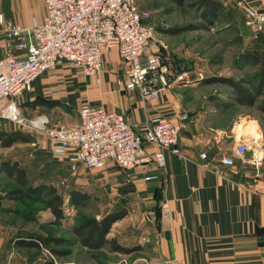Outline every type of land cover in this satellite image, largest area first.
I'll return each mask as SVG.
<instances>
[{"label": "crops", "instance_id": "crops-1", "mask_svg": "<svg viewBox=\"0 0 264 264\" xmlns=\"http://www.w3.org/2000/svg\"><path fill=\"white\" fill-rule=\"evenodd\" d=\"M217 1L245 25L237 0ZM244 1L254 7L264 5V0ZM45 14L44 0H0V16L15 24L28 27L33 18L42 21ZM160 36L156 32V38ZM0 40L5 44L1 23ZM103 63L97 85L88 77V94H93L98 106L124 115L140 133L158 118L176 122L181 114L189 117L179 135V153L166 152L164 167L154 161L116 172L117 190L127 193L124 196L133 203L124 207L127 215L113 224L107 238H115L124 247L140 246L146 256L136 264H264V144L258 137L259 126L253 121H234L221 127L204 119L187 96L190 81L172 84L151 102L119 84L125 64L116 49L104 54ZM37 80L33 83L36 93L47 83ZM26 94L19 105L21 115L28 119L40 115L48 119L49 126L79 124V112L72 121L54 103L37 99L30 91ZM27 137L30 142L23 145L40 142L32 140V135ZM242 142L250 148L240 156L235 148ZM145 148L149 154L155 152L151 145ZM225 157H232L234 164H223ZM111 166L118 167L113 163L106 167ZM39 184L44 186L46 181L37 180L35 185ZM118 208L123 207L113 211Z\"/></svg>", "mask_w": 264, "mask_h": 264}, {"label": "rangeland", "instance_id": "rangeland-1", "mask_svg": "<svg viewBox=\"0 0 264 264\" xmlns=\"http://www.w3.org/2000/svg\"><path fill=\"white\" fill-rule=\"evenodd\" d=\"M136 6L140 12L149 13L146 23L161 35L157 38L166 46H162L161 52L164 60L174 64L179 71L188 72L189 80L183 82L190 81L185 88L187 96L192 97L191 104L202 112L204 119L218 122L221 127H227L234 121H253L259 126L258 137L262 138L264 144V94L255 98L253 105L241 103L235 99L238 96V93H234L235 87L219 81L232 80L249 93L253 91L252 88L257 84L256 81L253 82L257 68L248 63L243 53L247 49H256L264 55V29L256 33L242 25L236 17L231 25L221 20L207 21L196 0H186L181 7L169 0H136ZM200 25L208 28H196ZM189 26L192 27L191 30L179 35L165 34L163 31ZM101 71L97 76L91 77L95 85L98 83L97 79H100ZM37 79L36 82L40 79L47 80L46 86L43 91L36 93L33 85L30 93H34L37 99L54 103L59 107L60 113L72 121H76L82 106H98L93 100V94H88V77L67 64L44 72ZM207 79L217 81L208 83ZM24 95L18 100V104ZM213 99L221 103L222 107L215 106ZM19 106L24 113L23 107ZM22 116L26 122L31 121L25 115ZM4 128L6 132L17 130L25 136L32 135V140L38 139L40 142L35 146L17 143V146L13 145L11 148L0 145V167L3 160L7 159L10 165L17 164L18 167L25 168L27 181L33 188L40 187V184L35 185L40 179L46 181V186L55 187L65 199V218L56 220L40 198L21 194L18 200H13L5 196L20 189L16 184V177L7 175L0 169V190L3 197L0 202V264H136L139 258L146 256L145 251L131 255L114 253L108 245L90 250L83 247L73 233V229L82 220H100L115 207L125 209L124 207L133 203L124 196L127 193L123 194L115 185L118 183L116 172L124 168H107L105 165L91 169L73 164L67 157L55 155L43 132L33 130L34 133L31 134L24 126L0 118V129ZM132 168L135 167L126 169ZM75 191L87 195V202L75 205L71 200L72 192ZM27 235L71 243H46L40 249L18 247L16 240Z\"/></svg>", "mask_w": 264, "mask_h": 264}, {"label": "built area", "instance_id": "built-area-1", "mask_svg": "<svg viewBox=\"0 0 264 264\" xmlns=\"http://www.w3.org/2000/svg\"><path fill=\"white\" fill-rule=\"evenodd\" d=\"M236 4L245 25L261 32L264 5L254 7L244 0ZM44 5L43 20L33 18L28 27L0 16L5 37V44L0 40V118L43 132L54 153L73 164L92 169L113 163L126 169L155 161L164 167L166 152L179 153L177 145L187 113L176 122L155 119L144 133L124 115L92 105L81 107L79 124L74 127L49 126L44 116L25 121L18 100L31 91L41 74L69 64L86 77H95L109 50L116 49L125 64L119 84L151 102L163 89L189 80L188 72L164 60L155 29L145 22L150 15L138 10L136 0H44ZM146 145L155 147V152L149 154ZM249 148L242 142L235 153L241 156ZM222 163L233 165L234 159L225 157Z\"/></svg>", "mask_w": 264, "mask_h": 264}, {"label": "trees", "instance_id": "trees-1", "mask_svg": "<svg viewBox=\"0 0 264 264\" xmlns=\"http://www.w3.org/2000/svg\"><path fill=\"white\" fill-rule=\"evenodd\" d=\"M181 7L185 4L186 0H169ZM197 5L200 9L203 10V16L207 21L221 20L227 22L231 25L234 21L235 16L230 11H227L226 8L217 0H196ZM198 29L208 28L205 25L197 26ZM192 27L187 28L176 27L173 29L163 30L165 34L179 35L183 31L191 30ZM244 58L248 61L251 66L257 68V74L253 78V82L256 81V87L252 88V92H248L245 89H242L238 84L234 83L232 80L220 79L219 81L224 84H228L231 87H235L234 93H238V96L235 97L236 100L243 103L246 102L248 105H253L255 98L260 97L264 94V55L256 49H247L243 53ZM217 81L215 79H207L208 83ZM215 101V99H213ZM215 101V106L222 107ZM226 106L223 107L225 109ZM222 109V111H223ZM264 110V107H263ZM221 111V112H222ZM30 139L23 135L19 131H0V144L3 148H11L17 143H29ZM7 175L16 177V184L20 191H12L7 193L9 199L18 200L21 194L29 197L40 198L43 200L44 205L49 209L52 215L56 220H63L65 218L64 214V197L60 192L53 186L40 185L38 188H33L27 181L26 171L17 166V164L10 165L7 161L1 164L0 167ZM3 199L1 190H0V202ZM89 197L85 194H81L78 191L72 192L71 200L72 202L79 206L87 202ZM127 215L126 209H119L113 211L106 215L104 218L98 220L95 218L84 219L79 222L78 226L73 229L74 236L77 241L83 246L90 250H98L103 248L105 245H108L110 250L114 253H119L123 255H131L133 253L141 252L142 249L140 246L137 247H124L117 242L115 238L108 239V235L111 232L113 224L124 218ZM48 243L52 244H62L71 242H65L57 239H46L43 240L35 235H27L25 237H20L16 240V245L21 248H35L40 249L42 245Z\"/></svg>", "mask_w": 264, "mask_h": 264}, {"label": "bare ground", "instance_id": "bare-ground-1", "mask_svg": "<svg viewBox=\"0 0 264 264\" xmlns=\"http://www.w3.org/2000/svg\"><path fill=\"white\" fill-rule=\"evenodd\" d=\"M253 131H254V129H253ZM242 132V131H241Z\"/></svg>", "mask_w": 264, "mask_h": 264}]
</instances>
